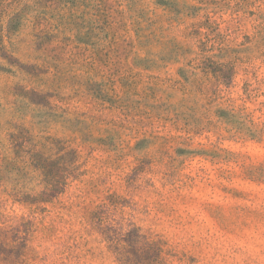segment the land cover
<instances>
[{"label": "rangeland", "instance_id": "1", "mask_svg": "<svg viewBox=\"0 0 264 264\" xmlns=\"http://www.w3.org/2000/svg\"><path fill=\"white\" fill-rule=\"evenodd\" d=\"M0 264H264V0H0Z\"/></svg>", "mask_w": 264, "mask_h": 264}, {"label": "trees", "instance_id": "2", "mask_svg": "<svg viewBox=\"0 0 264 264\" xmlns=\"http://www.w3.org/2000/svg\"><path fill=\"white\" fill-rule=\"evenodd\" d=\"M37 167V169H41L42 171H43V174H44V176L48 179V180H50L51 182H48L47 183V186H52V189H51V192H56V189H55V185H57V184H60L59 182H57V180H56V174H55V169H54V167H47V166H43V165H40L39 163H38V165L36 166ZM56 182V183H55ZM63 191H59L58 193H62Z\"/></svg>", "mask_w": 264, "mask_h": 264}]
</instances>
